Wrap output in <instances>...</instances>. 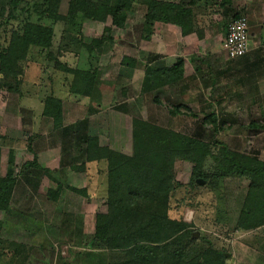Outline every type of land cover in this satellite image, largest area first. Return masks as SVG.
Masks as SVG:
<instances>
[{
    "label": "rangeland",
    "instance_id": "obj_1",
    "mask_svg": "<svg viewBox=\"0 0 264 264\" xmlns=\"http://www.w3.org/2000/svg\"><path fill=\"white\" fill-rule=\"evenodd\" d=\"M130 1L131 9L122 28L113 26L108 16L103 22L82 18L78 28L70 31L65 22L36 10L41 0H22L17 5V13L9 10L10 14L6 11L0 17V27L5 31L0 28V44L6 42L9 29L16 26L18 19L26 18L53 29L48 51L31 50L27 61L23 62V72L16 83L18 91L0 88V177L6 174L11 153L12 175L17 180L10 210H0V238L29 248L18 255L25 254V259L21 257L10 263L8 257L1 256L0 264H97L104 255L109 264H122L125 260L122 254L104 250L99 251L100 257L93 255L83 245L84 237L94 231L95 215L107 209L104 166L95 161L85 163V145L81 140L85 134L96 136L101 145L128 155L131 153V119L138 118L205 142H222L232 150L254 154L264 161V128L249 130L245 127L252 121L264 126V0L249 7L250 16L242 14L249 27V49L245 56H258L263 66L257 79L245 78L238 82L235 69L244 66L237 65L239 58L230 59L221 51L207 56L204 62L194 61L208 72L223 71L213 87L195 85L190 88L194 94L192 101L181 98L173 85L162 91L141 93L144 73L141 27L146 6L139 0ZM66 2L61 0L57 15L65 14ZM202 10L212 17V12ZM5 20L9 23L4 26ZM225 21L228 25L230 17ZM105 27L110 29L112 41L104 42L99 55L95 52L88 55L82 45L99 38ZM219 41L222 46L223 40ZM217 42V38H209L204 46L212 48ZM123 58L134 59L136 63L124 65ZM55 60L69 69H95L97 79L92 93L71 94V75L55 67ZM2 77L0 73V82ZM50 94L62 101L61 128H53L51 120L41 115L44 98ZM154 95L159 97V103L152 100ZM179 104L186 107L170 114L169 110ZM120 105L127 112L115 109ZM210 112L224 120L222 131L215 132L210 125L201 123L203 115ZM34 157L51 177L42 168L24 167V163ZM82 164L85 170L72 169ZM173 170L174 179L182 184L176 195L182 197L172 204L169 214L191 222L196 238L210 239L214 247L222 250L224 264H264V226L249 231L235 226L247 180L227 176L213 183L202 181L198 193L188 196L183 193L191 164L179 160ZM52 177L62 185L60 196L54 201L47 195V190L55 187ZM66 186L86 188L88 194L82 197ZM192 201L193 207H190Z\"/></svg>",
    "mask_w": 264,
    "mask_h": 264
},
{
    "label": "trees",
    "instance_id": "obj_2",
    "mask_svg": "<svg viewBox=\"0 0 264 264\" xmlns=\"http://www.w3.org/2000/svg\"><path fill=\"white\" fill-rule=\"evenodd\" d=\"M20 1L22 0H8L6 3L0 0V17L6 11L8 14L15 11L17 13V5ZM139 1L146 6L141 27V35L145 39H149L154 32L155 23L162 21L180 24L183 29L186 24L184 19L192 15L190 10L171 2ZM218 3L221 5L222 19L227 20L230 17L231 21L241 16L239 12L231 14L234 12L232 0H219ZM60 4L61 0H41L36 10L41 15L65 22L68 30L72 31L78 28L82 18L103 22L108 16L113 26L122 28L132 2L130 0H67L66 12L59 16L57 13ZM19 13L22 11L20 10ZM9 20L13 19L9 18ZM17 21L16 26L9 29L5 37L6 42L0 44V73L3 75L0 88L15 92L18 91L16 86L18 76L23 72L22 64L27 61L29 52L36 49L48 51L53 37V29L49 25L31 22L26 18ZM226 22L225 28H227ZM7 23L9 21L5 20L2 24L5 26ZM0 28L4 31L3 27ZM109 32L110 29L105 27L99 38L93 39L90 44L82 45L88 55L92 52L99 55L104 42L112 41ZM245 54L239 57L237 62L238 66L244 67L235 69L238 73V82H242L241 79L245 78L254 81L259 76V71L263 69L258 56L248 57ZM135 63V60L130 58L122 60L124 65L133 66ZM55 67L71 75L69 83L71 94L92 93L97 79L95 69H69L57 60ZM183 76L184 67L181 59L168 68L146 66L141 93H152L174 85ZM152 100L155 103L160 101L157 95H154ZM185 107L184 104H179L173 110H169V113L173 115L177 110ZM115 109L127 112L121 105L115 106ZM41 115L51 120L53 128H61L63 120L61 99L52 94L46 96ZM188 115L196 117L190 112ZM201 123L210 125L217 132L222 131L224 120L215 112H210L203 115ZM245 127L249 130L264 128L255 121ZM77 139L80 140L78 136ZM81 140L85 145V163L98 162L103 164L105 170L106 212L96 214L93 233L83 235L86 236L83 241L84 248L93 255L100 257V250L122 254L125 258L122 264H224L222 250L214 247L210 239L203 236L194 238L191 222L184 221L181 216L176 218L169 214L173 208L172 204L177 203L176 199L182 197L176 195V190L181 188L182 184L174 179L173 170L174 163L179 160L191 164L190 176L187 184L184 185L183 195L193 196L198 193L200 185L196 183V179L205 183H213L227 176L246 179V189L235 226L246 231L264 226V161L254 154L240 153L222 142L215 140L205 142L138 118L131 119V153L128 155L101 145L96 136L85 134ZM35 159L34 157L33 160L26 161L24 167H32L36 170L42 168ZM11 163L10 153L6 174L0 177V210L6 212L10 210V200L17 183L16 177L12 175ZM84 168L83 165L73 166L72 169L83 171ZM43 171L48 173L47 170L43 169ZM47 176L51 177L49 173ZM52 180L55 179L52 177ZM54 183L55 187L47 190L49 199L53 201L58 199L62 190L61 183L56 180ZM66 188L82 197L88 194L86 188L73 186ZM190 203V207H193V201ZM28 249L25 245H16L0 238V258L8 257L10 263L13 260L18 261L22 257L18 255ZM25 257L24 254L22 259ZM96 263L109 264L105 255Z\"/></svg>",
    "mask_w": 264,
    "mask_h": 264
},
{
    "label": "crops",
    "instance_id": "obj_3",
    "mask_svg": "<svg viewBox=\"0 0 264 264\" xmlns=\"http://www.w3.org/2000/svg\"><path fill=\"white\" fill-rule=\"evenodd\" d=\"M157 1L178 4L182 8L190 10L192 15L184 19L186 24L185 27L183 26V29L180 24L165 23L162 21L155 23L154 32L150 35L149 39H142V42L144 43L142 52L144 55L143 66L144 68L146 66H161L168 68L175 64L177 60L181 59L183 61L184 76L180 81L173 85V88L177 89L181 98L192 101L193 98L191 97H193L194 94L190 88H193L195 85L213 87L216 83V78L222 75L223 70H220L217 73L211 71L208 72L201 67V63L198 64L194 62H204L207 56L219 54L221 51H224L219 41L220 39L223 40L225 37L224 25L226 22L225 19H222L220 16L221 5L218 3L219 0ZM258 1L260 0H232L234 12L231 14L239 12L241 16H244L242 14L245 12V14L250 16L249 7L253 5L256 6ZM234 3L237 4L234 5ZM202 8L206 11L212 12V17H208L203 10L201 11ZM202 12L205 13V15ZM207 18H210L212 21H207ZM220 33L222 34L221 38L219 35ZM209 38H217L218 45L216 43L212 48L204 46V43L207 44ZM202 55L205 56L202 58ZM169 57H171V59ZM163 61L164 63H162ZM165 88H162L159 91H162ZM178 100L180 101L182 99ZM17 115L18 114H16V116Z\"/></svg>",
    "mask_w": 264,
    "mask_h": 264
},
{
    "label": "built area",
    "instance_id": "obj_4",
    "mask_svg": "<svg viewBox=\"0 0 264 264\" xmlns=\"http://www.w3.org/2000/svg\"><path fill=\"white\" fill-rule=\"evenodd\" d=\"M249 27L245 16L231 20L226 28L222 48L230 59L243 56L248 50Z\"/></svg>",
    "mask_w": 264,
    "mask_h": 264
},
{
    "label": "water",
    "instance_id": "obj_5",
    "mask_svg": "<svg viewBox=\"0 0 264 264\" xmlns=\"http://www.w3.org/2000/svg\"><path fill=\"white\" fill-rule=\"evenodd\" d=\"M196 183H197V184H201V183H202V180L197 179V180H196ZM192 236H193L194 238H196V237H197V233L194 232Z\"/></svg>",
    "mask_w": 264,
    "mask_h": 264
}]
</instances>
